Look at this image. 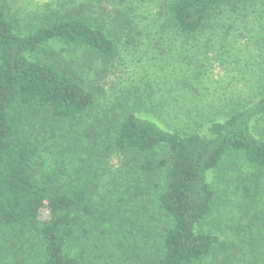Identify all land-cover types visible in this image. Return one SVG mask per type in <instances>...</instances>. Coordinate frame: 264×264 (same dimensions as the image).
Wrapping results in <instances>:
<instances>
[{
	"label": "trees",
	"instance_id": "trees-1",
	"mask_svg": "<svg viewBox=\"0 0 264 264\" xmlns=\"http://www.w3.org/2000/svg\"><path fill=\"white\" fill-rule=\"evenodd\" d=\"M32 1V9L28 7L20 17L10 8V0H0V235L29 230L44 241L43 264H80L68 244L81 217L100 207L103 215L114 203L111 199L105 206L100 200L94 205L89 190L80 185L54 190L50 180L56 173L39 182L32 165L35 146L25 141L20 131L27 116L36 110L71 119V134L65 136V142H58L57 152L75 156L77 145L71 142L80 141L76 137L79 120L88 112L103 110V118L97 116L99 125L94 123L88 131H95V138L98 134L106 137L94 140L103 144L104 151H127V157L129 153L137 159L131 172L120 174L118 181L116 177L111 180L114 187L107 196L117 189L114 194L125 193L115 197L117 209L126 208L123 201H127V209L138 211L149 210L147 203H152L163 217L153 264H202L210 257L220 264H262L250 255L257 247L249 232L255 221L243 223L244 212L257 203L255 197L261 189L255 175L264 172V135L259 130L264 122V63L262 80L253 84V95L239 102L238 108L210 118L196 129L180 128L160 111L144 108V92L133 86L121 87L119 82L126 55L135 52L143 35L152 33L151 25H141L142 17L135 18L136 0ZM260 2L264 15V0ZM257 4V0H171L160 13L166 16L161 26L184 35L183 61L196 58L200 63V57L192 52L197 44H191L190 38L210 26L229 34L233 27L229 12L239 9V14L247 17L256 12ZM154 18L153 22H158V17ZM144 19H149L148 15ZM198 37L204 41L205 37ZM197 46L209 49L211 44L208 40ZM69 47L86 51L88 59L80 70L51 60L59 58V49ZM96 58L102 59L104 67L95 65ZM190 80L183 78L179 84L193 95ZM108 86L118 91L111 103L105 101L110 105L107 108L100 98ZM151 90L147 94L155 90L154 84ZM103 120L112 125L105 126ZM233 156L242 157L253 173L245 176L244 202L233 207L239 210V221H233L238 232L234 239H227L224 233L203 230V226L216 210L220 189L230 186L225 179L219 183L221 188L216 187L211 175ZM136 171L142 172L144 179ZM46 210L49 215L43 218ZM241 253L249 256L240 262Z\"/></svg>",
	"mask_w": 264,
	"mask_h": 264
},
{
	"label": "rangeland",
	"instance_id": "rangeland-1",
	"mask_svg": "<svg viewBox=\"0 0 264 264\" xmlns=\"http://www.w3.org/2000/svg\"><path fill=\"white\" fill-rule=\"evenodd\" d=\"M136 1L135 9L138 16L135 18L142 17L141 25L144 26V23L151 25L152 33L149 36L143 35L144 38L135 52L126 55L127 64L122 68L123 77L119 82L121 87L133 86L145 93L142 103L144 108L160 111L170 122L180 125V128L196 129L210 118L225 116L234 110L239 102L241 104L253 95V84L257 80H262L264 73L261 69V63L262 65L264 63V15H261L263 9L261 0H257L256 12L253 11L247 17L239 14V9L236 13L229 12L233 19L232 31L229 34H224L220 27L210 26L190 38L191 44L204 45L208 40L211 44L209 49L197 45L193 48L197 52H192L200 57V63L205 64L203 68L196 58L189 63L183 61L184 35L171 27L163 30L164 26H161L166 16L164 14L160 16V13L166 10L164 5L171 0ZM10 2V8L17 11L20 17L25 10L28 11V7L32 9L33 5L32 0ZM128 3L127 1V5ZM145 15H148L149 19L145 20ZM154 17L156 20L158 17V22H153ZM198 36L205 37L204 41ZM52 47L56 50L55 45ZM58 52L59 58L51 60L59 61L63 67L73 70H80L88 59L84 55L86 51L81 48L69 47L64 51L59 49ZM95 63L97 67H104L100 58H96ZM86 68L89 71L88 67ZM93 73L92 70L91 76ZM183 78L191 79L189 82L194 91L193 95L188 90H183V84H179ZM152 84L155 90L149 95L147 92L152 91ZM107 88L106 95L100 98V101L108 108L110 105H106L105 101L111 103L118 88L111 89L110 86ZM103 113V110L91 111L79 120L80 132L76 137L80 138V141L71 142L77 145L74 148L75 156L57 152L58 142H65V136L71 134V119L65 120L44 110H36L27 116L20 134L25 141L35 146L32 165L35 178L39 182H46L48 175L54 176L56 173V177L50 180L54 190H68L73 185H80L89 190L93 204L101 200L107 206L111 199L114 203V207L102 212L103 215L100 207L91 215L81 217L76 234L68 244L71 252L80 258V264H153L163 225L160 217L162 219L163 217L154 210L157 206L152 203H147L149 210L138 211L139 208L127 209V201H123L121 205L126 208L117 209L115 197L125 194H114L117 189L112 195L107 196L108 190L114 187L111 180L116 177L115 180L118 181L120 174L127 175L131 172L137 159L129 153L130 157H127V151L120 152L116 149L104 151L103 144L95 141L106 137V134L104 136L98 134L95 138V131L88 130L94 123L99 125L97 116L103 118ZM172 113L177 115H170ZM102 122L105 126L111 124L105 123L108 122L106 120ZM259 130L264 135V122ZM248 172L252 175L253 169L240 156L228 158L225 164L213 171L211 178L216 187L221 188L219 183L225 179L227 182L229 180L230 186L225 190L220 189L216 210L207 218L203 230L216 229L224 233L227 239L236 237L235 233L238 231L234 230V226L237 223L233 221L234 219L239 221V210L233 207L244 202L243 186ZM136 175H139L141 180L144 179L142 172L141 174L137 172ZM255 177L259 178L261 189L255 197L257 203L244 212L246 220L243 224L245 225L248 219L255 221L248 231L256 239L257 247L250 255L252 258L258 257L263 264L264 172ZM227 198L229 200L225 203ZM131 204L135 206V203ZM150 214L158 218H152ZM48 215L49 212L46 210L42 217L46 218ZM11 232L3 233L4 236L0 235V264H43L44 241L41 237L29 230ZM248 256L238 254L239 261ZM202 264L220 263L218 259L210 257Z\"/></svg>",
	"mask_w": 264,
	"mask_h": 264
}]
</instances>
